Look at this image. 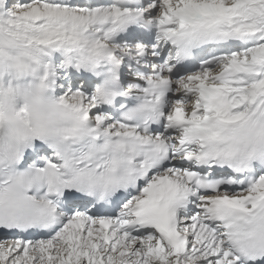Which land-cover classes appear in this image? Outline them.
Segmentation results:
<instances>
[{
    "label": "snow or ice",
    "instance_id": "6c2138e0",
    "mask_svg": "<svg viewBox=\"0 0 264 264\" xmlns=\"http://www.w3.org/2000/svg\"><path fill=\"white\" fill-rule=\"evenodd\" d=\"M0 264H264V0H0Z\"/></svg>",
    "mask_w": 264,
    "mask_h": 264
}]
</instances>
